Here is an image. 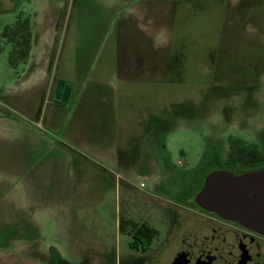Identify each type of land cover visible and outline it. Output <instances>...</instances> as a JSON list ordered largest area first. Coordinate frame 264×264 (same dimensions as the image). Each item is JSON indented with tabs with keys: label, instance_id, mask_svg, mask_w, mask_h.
I'll use <instances>...</instances> for the list:
<instances>
[{
	"label": "rangeland",
	"instance_id": "374dc122",
	"mask_svg": "<svg viewBox=\"0 0 264 264\" xmlns=\"http://www.w3.org/2000/svg\"><path fill=\"white\" fill-rule=\"evenodd\" d=\"M239 1L0 0V242L8 226L19 229L0 247V264H171L192 222L179 198L189 181L182 173L211 170L230 135L264 142V78L260 91L236 101L232 123L226 97L212 89L221 78L213 67L219 33ZM18 17L32 20L38 64L55 46L52 78L73 88L65 107L43 104L31 116L13 104L29 69L11 66L2 33ZM120 48L134 53L117 55ZM79 102L82 128L69 129ZM59 113L62 127L53 125ZM153 117L164 122L165 175L145 150ZM85 128L103 130L97 155L81 146ZM115 147L127 151L124 160ZM31 165L35 177L20 181ZM121 218L157 230L149 252L130 249Z\"/></svg>",
	"mask_w": 264,
	"mask_h": 264
},
{
	"label": "flooded vegetation",
	"instance_id": "af4514ba",
	"mask_svg": "<svg viewBox=\"0 0 264 264\" xmlns=\"http://www.w3.org/2000/svg\"><path fill=\"white\" fill-rule=\"evenodd\" d=\"M228 9L223 31L219 33V43L221 46L229 44V47L220 46L214 51L217 61L213 67L221 78L214 80L212 89L226 97L231 114L228 121L232 123L239 112L236 101L261 90L264 78V0H240L234 6L229 4ZM58 83L50 95L52 102ZM210 162L214 164L211 170L202 174V168L198 172L182 173L187 174L189 181L183 186L179 198L185 203L181 207L187 210L192 222L188 236L181 240L180 249L171 264H264V233L203 210L194 202L206 177L213 172L226 171L239 177L262 169L264 142H248L230 135L220 160ZM176 174L182 175L180 171ZM8 227L10 234H3L0 247L12 240L14 230L19 232L14 225Z\"/></svg>",
	"mask_w": 264,
	"mask_h": 264
},
{
	"label": "crops",
	"instance_id": "0c3cea01",
	"mask_svg": "<svg viewBox=\"0 0 264 264\" xmlns=\"http://www.w3.org/2000/svg\"><path fill=\"white\" fill-rule=\"evenodd\" d=\"M140 3V2H138ZM137 4H135L134 6H136ZM33 33V32H32ZM36 44L38 45V40L35 39V44H34V34H33V43H32V48H31V52H30V57L28 59V61L25 64L26 69L28 68V74L25 76L24 80L22 82H20L19 84V91H14L13 96L16 97V94L19 93V101H13V104L17 107H19V109L25 113H27L28 115L31 116H35L37 115V112H39V107L40 105H47V106H54V108H62L65 107L70 99L71 96L73 94V88H71V93H70V97H69V101L66 105H57L54 102H52V98L50 97V92L52 90V86L55 85L54 79L52 78V69H53V63H54V59H53V49H54V45L53 48H51L50 44L46 50V52L42 55L43 58L41 60V63L38 64L37 63V58L38 56H35V54H33V49L36 46ZM134 53V50H130L129 48H120L118 49L117 55H128L130 56V54ZM25 69V70H26ZM127 71H130V67L126 68ZM155 69L156 72H160L162 69L159 68ZM24 70V71H25ZM145 72V71H144ZM118 79H123L120 80L121 82L123 81L125 84L130 81L129 77L124 76L123 74H121L120 72L117 73ZM126 77V78H125ZM127 81V82H126ZM122 82V83H123ZM129 83V82H128ZM66 85H68L65 82ZM101 84L99 83H95V86L98 87ZM69 87V86H68ZM54 88V87H53ZM85 92V95H92V92H90L88 94V91H83ZM119 92H117L116 94L113 95V97L118 98ZM86 96V97H87ZM82 102V101H81ZM81 102H79V107L74 111V116L71 119V122L68 124L69 125V129H72L74 127V129H80L82 128V122L84 121V119L82 118V112H81ZM3 116H7L6 114H2ZM2 116V117H3ZM1 117V118H2ZM55 122L53 123L54 126L56 127H62V124H64V118L62 117V114L59 113L58 117L54 120ZM86 121H87V117H86ZM51 122V121H50ZM152 122L155 123L154 128L151 129V131L149 133H145L147 135V144H146V149L147 151H149V154L151 156V159H153L154 162V168H161L162 170H164V175L165 173L168 172V167H167V163L163 155H162V147L160 145V139H161V131L163 129L164 126V122L162 120V118H156L153 117ZM78 129V130H79ZM77 132V131H75ZM108 139L111 138L110 134H107ZM103 137H104V133L103 130L101 129H96V131L94 132H90L88 131V128H85V131H83V134H80V143L82 147H85L86 149H89V152L92 155H97L98 153V147L99 145H102L103 142ZM114 137L111 138V141L114 143L115 140ZM90 144V146H89ZM115 144V143H114ZM113 144V145H114ZM142 145L138 146V149H141ZM114 147V146H113ZM135 147H136V143H135ZM116 148V147H115ZM33 151V150H32ZM32 151H29L30 154L33 153ZM118 151V156H120L121 154L124 156H122L123 158H121L122 160H124L127 156V151L123 150L122 152H120V150L118 148H116L115 153H117ZM129 152V151H128ZM24 150L23 151H19V161H23L22 159L25 158V155H23ZM99 156H101L99 154ZM128 161V160H127ZM80 168L82 169H86L87 165H83L80 163ZM24 167V166H23ZM37 166L36 165H31L26 167L27 170L26 172L22 173L20 176V181H25L27 179H31L33 177H35V168ZM75 167V165L73 166ZM127 168H129V165H126ZM24 167V169H26ZM150 168H152L150 166ZM23 169V170H24ZM147 174L154 178V180H157L158 177L155 176V174L153 173V170L151 171H147Z\"/></svg>",
	"mask_w": 264,
	"mask_h": 264
},
{
	"label": "water",
	"instance_id": "95a60500",
	"mask_svg": "<svg viewBox=\"0 0 264 264\" xmlns=\"http://www.w3.org/2000/svg\"><path fill=\"white\" fill-rule=\"evenodd\" d=\"M71 88L57 84L54 103L66 105ZM194 202L203 210L264 233V167L257 172L234 176L226 171L209 174Z\"/></svg>",
	"mask_w": 264,
	"mask_h": 264
},
{
	"label": "trees",
	"instance_id": "16d2710c",
	"mask_svg": "<svg viewBox=\"0 0 264 264\" xmlns=\"http://www.w3.org/2000/svg\"><path fill=\"white\" fill-rule=\"evenodd\" d=\"M3 38L12 45L10 64L17 67L25 64L29 57L33 43L32 20L30 17H18L12 27H6L2 33ZM119 231L130 237L129 247L131 250L145 254L149 252L157 230L146 223L133 222L121 218Z\"/></svg>",
	"mask_w": 264,
	"mask_h": 264
}]
</instances>
